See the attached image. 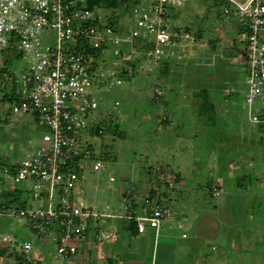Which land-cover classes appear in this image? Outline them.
I'll list each match as a JSON object with an SVG mask.
<instances>
[{
    "label": "built area",
    "instance_id": "obj_1",
    "mask_svg": "<svg viewBox=\"0 0 264 264\" xmlns=\"http://www.w3.org/2000/svg\"><path fill=\"white\" fill-rule=\"evenodd\" d=\"M227 1L236 8H225L224 14L238 18L246 28L249 121L264 131V0ZM187 5L188 0H142L130 18L127 12L113 10L115 16L108 17V9L91 6L89 0H0V61L14 52L26 65L15 73L5 62L0 67L6 70L0 72V105L14 117H32L43 132L36 151L3 165L0 173L1 183H28L34 204L26 198L21 199L25 206L1 200L0 222L23 221L38 240L52 236L62 263H73L81 251L86 253L90 239L107 241L111 234L102 227L108 220L134 223L142 235L149 230L159 235L174 221L173 202H150L130 186L120 189L123 215L101 212L85 204L79 184L86 164L93 163L98 173L105 170L90 141L93 135H104L107 121L94 91L101 95L122 87L123 76L133 72L131 66L156 72L192 50L198 44L195 33L179 30L172 22L173 14ZM160 85L155 83L157 101L165 97ZM96 129L98 134L93 133ZM151 173L166 190H175L177 175L168 168L157 165ZM110 181L116 179L111 176ZM205 192L219 198L223 189L213 185ZM174 227L182 230L184 225ZM2 249L37 264L32 241L18 242L0 232Z\"/></svg>",
    "mask_w": 264,
    "mask_h": 264
},
{
    "label": "rangeland",
    "instance_id": "obj_2",
    "mask_svg": "<svg viewBox=\"0 0 264 264\" xmlns=\"http://www.w3.org/2000/svg\"><path fill=\"white\" fill-rule=\"evenodd\" d=\"M238 1L244 3L247 0ZM225 8L235 11L236 7L227 0H188L185 9L173 14L172 22L179 30L195 33L198 44L188 50L183 58L173 61L168 75L158 71H140L139 65L131 66L133 72L131 76H123L125 84L122 87L104 90L101 95L94 91L100 113L106 114L107 121L103 122V126L107 131L110 127L105 135L90 138L91 143L96 145L95 151L105 170L98 173L93 170V163L86 164L79 184V191L87 206L120 216L124 214L120 185L133 187L137 195L143 196L155 187L156 180L151 172L160 165L175 173L177 182L170 198L160 196L155 201L163 205L173 201V209L179 205L188 207L182 216L187 219L190 216L192 220L196 217L194 222L203 214L217 221L223 220L222 233L217 239L205 237L193 254L188 247L196 240L194 227L176 228L167 245H160L163 238L155 242L153 236H131L123 240L121 227H118L116 232L111 229L107 232L116 234L112 242L95 245L87 255L81 251L76 261L69 264H108L110 261L115 264H264V131L249 121L246 28L238 18L227 17ZM132 11L127 12L130 18H133ZM105 14L115 16L110 10ZM7 56L5 54L1 59L0 67ZM203 57L210 58L206 61L209 72L202 73L195 68ZM24 68L26 65L23 61L13 60L11 69L14 73ZM1 78L0 75V81ZM156 82L161 83L160 88L166 93L170 91L172 94L175 89L178 90L169 114L163 102L165 100L154 99ZM201 83L210 89L216 110L202 120H196V108L190 92L200 87ZM129 98L131 105L127 106ZM117 101L120 102L119 106H116ZM171 113L175 114L173 121ZM164 117L169 120L164 122ZM0 121L1 173L4 164L18 163L36 151L43 132L32 117H14L1 105ZM191 159H196V163ZM200 159L203 162L208 159L207 165L201 163ZM220 161L223 164L220 165ZM206 168H214L215 173L219 170L218 177H214ZM245 173L252 176L254 185L246 183L239 189L234 177H241ZM111 176L116 179L115 183L110 181ZM213 178V185L225 189L222 197L213 198L204 194L203 186ZM16 188L31 193L28 183L13 186L0 182V201L8 198L7 193ZM237 191L243 192L246 204L241 212L233 214L235 219L226 221V200L231 199L229 194ZM29 200L33 202L32 196ZM222 201L225 204L223 208L215 211ZM112 222L118 220L112 219ZM0 223L8 226L6 234L18 242H25L34 235L23 221L3 220ZM14 229L18 232H14ZM183 234L187 237L182 238ZM41 242L45 243L43 240ZM229 243L233 244L231 250L240 245L244 252L242 255L235 254V263L219 259V252ZM48 244L54 249L52 242ZM213 247L220 251H212ZM53 249L46 251L40 243L34 252L38 264H66L57 260ZM0 255L7 259L2 264H28L17 255L15 257L21 260L15 258L10 250H2Z\"/></svg>",
    "mask_w": 264,
    "mask_h": 264
},
{
    "label": "crops",
    "instance_id": "obj_3",
    "mask_svg": "<svg viewBox=\"0 0 264 264\" xmlns=\"http://www.w3.org/2000/svg\"><path fill=\"white\" fill-rule=\"evenodd\" d=\"M159 71V70H158ZM157 72V71H156ZM170 98H171V93H170V91H168L167 93H166V91H165V97H164V100L165 101H163L164 102V104L166 103V111H167V114H169L168 112H170V108H171V101H170ZM167 102H170L169 103V105L167 104ZM174 113H171L170 114V117H171V120L173 121L174 120ZM198 158V157H197ZM194 161V163H196V159L194 160V159H191V161ZM201 160V163H205V166L207 165V163H208V159L206 160V162H203L202 161V159H200ZM221 163L223 164V161L221 162L220 161V165H221ZM171 166V165H170ZM172 169V168H171ZM208 171H211V173H213L214 174V177L216 176V178L218 177V172H219V170L217 171V173H215V170H214V168H211V169H209V168H206ZM220 169H221V167H220ZM207 171V172H208ZM213 171V172H212ZM187 175H190V173L189 174H187ZM233 175V174H232ZM215 178V179H216ZM213 180H214V178L209 182V183H207V184H205V186H203V191H204V194H206L207 196H210V197H212L211 195H209V194H207L205 191H206V188H209V187H211V186H213ZM160 185V186H159ZM189 185V183L187 182V184H186V186H188ZM121 186L122 185H120V188H121ZM122 187H124V186H122ZM125 187H127V186H125ZM220 188H222L223 189V194L225 193V189L223 188V186H219ZM19 189V188H18ZM153 189H158V191H155V190H153ZM21 191H22V193H23V195H22V198H26V199H29V197L31 196L30 194H27V192H25V190L24 189H20ZM148 190V189H147ZM145 192V191H144ZM150 192H155V194H156V197H155V199L157 198V197H160V196H162V197H167V199H168V197H169V195L173 192H169L168 190H166V188L162 185V184H159L158 182H156V185H155V187H153V188H151V189H149V191H147V192H145V194H143V196L142 197H145V198H149V195H150ZM235 194H229L228 196L231 198L230 200L229 199H227L226 200V205L223 203V201L222 202H220V203H218V205H219V207H216V210L215 211H218V210H220L221 208H223V205H225V208H226V212H225V214H226V216H224L226 219V221H230V219H235V216H233V214H236V212L237 211H240L241 212V210H243V207L245 206L244 204H246V202H245V199H243V197L245 196L244 194H242L243 192H234ZM176 194V193H175ZM223 194L220 196V197H222L223 196ZM121 195V194H120ZM137 196H139V197H141V195H137ZM170 198V197H169ZM171 200V199H170ZM153 202H156V201H153ZM171 202H173V201H171ZM33 203V202H32ZM157 203H160V202H158L157 201ZM160 204H162V203H160ZM234 206H236L235 208H234ZM237 206L240 208V210H239V208H238V210H237ZM221 207V208H220ZM188 209V207H183V206H177V207H175V215H174V221H169V222H167L164 226H163V229L161 230V232H160V234L159 235H157L156 234V232L155 231H153V230H149V232L148 233H146V234H137V236H133L132 234H131V231H130V226H131V224L129 223V222H127V221H124V222H120V221H118V222H112V220H111V222H106L105 224H104V226L102 227L103 228V230H104V232H105V234L107 235L108 233V231L111 229L112 231H114V232H116V230L118 229V227H121V236H122V239L123 240H128V239H130L131 238V236L132 237H142V238H145V236H147V237H149V238H151L152 236H153V238H154V240H155V242H156V240L159 238H163V241L161 242V244L160 245H162L163 243L165 244V245H167V244H170V236L172 235V233H173V231L176 229L175 227H174V225L175 224H177V223H181L182 225H184V226H189V227H194L195 229H196V240H195V242L194 243H192V245L190 246V247H188V250H190L191 249V252H193V254L194 253H196L197 252V250L200 248V246H199V244H200V242L205 238V237H208V238H214V239H217L219 236H220V234L222 233V227H221V225H222V223H223V220L222 221H217L216 219H214V218H212L210 215H207V214H203V216H200L199 217V219L198 220H196L195 222L190 218V216H188V219L186 218V217H184V216H182L184 213H185V211ZM187 212V211H186ZM232 215V216H231ZM211 217V218H210ZM213 219V220H212ZM232 221V220H231ZM233 223H236V222H234V220H233ZM238 223V222H237ZM1 224V223H0ZM24 225H25V223H24ZM26 226V225H25ZM27 228V227H26ZM187 228V227H186ZM8 226L7 225H4L3 223L0 225V232H2V233H6L8 230ZM30 231V230H29ZM14 232H18L16 229H14ZM31 232V231H30ZM163 235V236H160V235ZM115 235L116 234H111V238H109L107 241H103V242H100V243H96V242H93L91 239H90V241H89V244H87V245H90V247H89V249L87 250V252L86 253H84L83 255H87V253H88V251H92L94 248H95V245H101V244H104V243H110V242H112V240L114 239L113 238V236L115 237ZM29 236L27 235V238H28ZM148 238V239H149ZM183 238V237H182ZM172 239V238H171ZM48 240V241H47ZM199 240V241H198ZM26 241H32L33 243H34V252H35V249H37L38 248V245H40V243L42 244V246L43 247H45V250L46 251H52V247L48 244V243H50V242H52L53 244H54V242H53V237L52 236H50L48 239H43V241H45V243H42L41 241L42 240H38V239H36V237L33 235L32 237H30V238H28ZM116 244V243H115ZM155 244V243H154ZM116 246V245H115ZM169 248V247H168ZM118 248H116L115 250H117ZM213 249V248H212ZM2 250H10V249H2ZM1 250V251H2ZM119 250V249H118ZM11 251V250H10ZM53 251H55V247H54V249H53ZM12 252V251H11ZM56 252V251H55ZM13 255H14V257L16 256L15 254H14V252H13ZM198 255V254H197ZM135 256V255H134ZM137 256V255H136ZM198 257V256H197ZM5 257L3 256V255H0V264H2V262L3 261H7V259L5 258ZM15 258H17V257H15ZM17 259H20V258H17ZM9 260H11V259H9ZM37 260V264L39 263L38 261V259H36ZM58 261H59V259H57ZM22 262H24V260H22ZM59 262H61V261H59ZM62 263V262H61Z\"/></svg>",
    "mask_w": 264,
    "mask_h": 264
},
{
    "label": "trees",
    "instance_id": "obj_4",
    "mask_svg": "<svg viewBox=\"0 0 264 264\" xmlns=\"http://www.w3.org/2000/svg\"><path fill=\"white\" fill-rule=\"evenodd\" d=\"M140 1H142V0H89V4L91 6L102 5L108 10H113L114 12L119 11L121 14H123L124 12H128L129 10L133 9L134 6ZM15 59L20 60V56L14 52L9 53L8 56L6 57L5 65L8 68H11L13 66V60H15ZM208 59H210V58L209 57H203L200 60V62L197 63L198 67H195V68L198 69L202 73L209 72V68L207 67V64H206V61ZM172 64H174L173 61L163 64L158 72L162 75H168L170 73ZM0 72H6V70L2 69V70H0ZM204 85H205L204 83H201L200 87H196V88H194V90L192 92H190L192 94V101H193L194 106L196 108L195 113H194V115H195L194 117L196 120L197 119L202 120L206 115L215 113V110H216V106H215V104L211 98L210 89ZM177 91L178 90L175 89L174 93L171 94V99H170L171 102H174V98H175V96H177L176 94H178ZM129 100H130V98L128 99L127 106L131 105V104H129ZM1 124L2 123L0 121V125ZM104 129H105V133H104V135H105L110 130V127L108 128V131H107L106 127H104ZM260 129H262V128H260ZM94 133L98 134L97 129ZM4 165H7V164H4ZM234 178H236V181L238 182L237 188H239V189L243 188L246 183L254 185L252 176L247 174V173H245L241 177H234ZM0 182H1V180H0ZM22 195H23L22 191L16 188V189H13V191L8 192L7 193L8 198L4 199L3 201L21 202L22 205L25 206L26 203L21 201ZM155 197H156L155 192H150L148 200L150 202H153V201H155ZM130 224H131V226H130L131 234L133 236H137L138 231L135 227V224L134 223H130ZM232 245L233 244L229 243V245L225 249H223V251L219 252V255H221L219 259L222 258L223 261H227L229 263H231V262L233 263L234 261L236 262V260H234V257L237 254L242 255L244 252L241 251L240 245L237 247V249L234 246L233 249H235V250H231ZM218 251H220V250L217 249L216 252H218ZM24 263H26L25 260H24ZM108 264H115V263L110 261Z\"/></svg>",
    "mask_w": 264,
    "mask_h": 264
}]
</instances>
